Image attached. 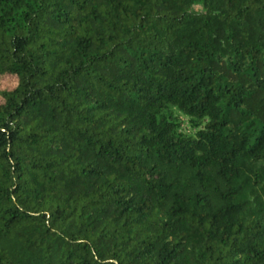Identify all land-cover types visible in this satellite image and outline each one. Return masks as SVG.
Returning a JSON list of instances; mask_svg holds the SVG:
<instances>
[{
  "label": "trees",
  "instance_id": "obj_1",
  "mask_svg": "<svg viewBox=\"0 0 264 264\" xmlns=\"http://www.w3.org/2000/svg\"><path fill=\"white\" fill-rule=\"evenodd\" d=\"M2 76L0 264H264V0H0Z\"/></svg>",
  "mask_w": 264,
  "mask_h": 264
},
{
  "label": "rangeland",
  "instance_id": "obj_2",
  "mask_svg": "<svg viewBox=\"0 0 264 264\" xmlns=\"http://www.w3.org/2000/svg\"><path fill=\"white\" fill-rule=\"evenodd\" d=\"M17 85V79L11 76H2L0 77V89H12ZM180 120L183 123L182 129L185 132H194L193 129L190 127L189 119L184 115H179Z\"/></svg>",
  "mask_w": 264,
  "mask_h": 264
}]
</instances>
